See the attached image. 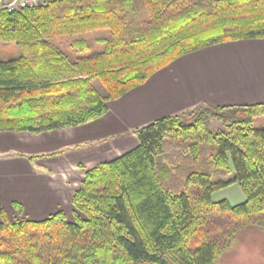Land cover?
I'll return each instance as SVG.
<instances>
[{
    "label": "trees",
    "instance_id": "trees-1",
    "mask_svg": "<svg viewBox=\"0 0 264 264\" xmlns=\"http://www.w3.org/2000/svg\"><path fill=\"white\" fill-rule=\"evenodd\" d=\"M247 40H264V0H50L2 11L0 41L19 55L0 59V132L93 122L176 60ZM262 116L264 103H202L137 128L136 148L85 172L74 223L63 212L11 220L0 203V264H216L242 229L264 231V128L253 126ZM234 183L243 203L213 201Z\"/></svg>",
    "mask_w": 264,
    "mask_h": 264
},
{
    "label": "crops",
    "instance_id": "crops-1",
    "mask_svg": "<svg viewBox=\"0 0 264 264\" xmlns=\"http://www.w3.org/2000/svg\"><path fill=\"white\" fill-rule=\"evenodd\" d=\"M242 45L246 47L244 54L227 52V57H219L209 75L211 79H207L206 66L199 69L192 64L224 48ZM262 56L264 40L216 45L186 55L160 70L142 86L111 102L108 112L93 122L41 134L0 132V203L8 217L18 219L12 210L19 215L27 212L24 218L20 217L32 221L47 213L74 216L72 197L85 172L136 148L139 140L135 130L161 117L202 103H264ZM249 60L254 68H250ZM225 69L235 72L222 77ZM254 70L260 73L252 77L249 73ZM15 203L20 204L21 211Z\"/></svg>",
    "mask_w": 264,
    "mask_h": 264
},
{
    "label": "rangeland",
    "instance_id": "rangeland-1",
    "mask_svg": "<svg viewBox=\"0 0 264 264\" xmlns=\"http://www.w3.org/2000/svg\"><path fill=\"white\" fill-rule=\"evenodd\" d=\"M223 47V46H222ZM215 49H222V48H215ZM228 53H240L241 55L246 52V47L242 45V47L239 48H224V51H220L218 53H215L214 55H211L210 57L204 58L202 61H195L192 63L195 67H204L207 69L208 78L211 79L212 77L209 76L213 68L219 63V57L225 56L227 57ZM19 55L18 49L14 47L13 45H5V43L0 41V59L1 60H8L10 58H14ZM231 55V54H228ZM262 59L264 60V56H262ZM259 62V61H258ZM228 64V62H227ZM248 64L250 68H254L251 61H248ZM225 68V66H222ZM235 72V70L232 71L225 69L224 72L221 73L222 77H229L230 73ZM260 73V72H259ZM257 71H252L249 73L250 76L254 77L256 74H259ZM101 95H105L106 91L104 87L100 83L95 84ZM212 125L215 126V123H212ZM253 126L256 128H264V116L258 117L254 120ZM213 201L218 202L222 200L229 201L232 205H237L240 203H243L246 200V195L242 188L237 184L234 183L224 189L218 190L214 192L212 196ZM14 213H16V216L19 220L22 218L20 216L25 217L27 212H24L22 215H19V212L17 210H12ZM54 212V211H53ZM69 213L68 211H66ZM51 213H47L44 217L39 219H34L35 221H41L45 220L50 216ZM54 214V213H53ZM13 216V215H12ZM83 216V215H82ZM84 217V216H83ZM69 218V220H68ZM67 220L69 222H76L75 215L69 213V217ZM216 264H264V231L257 227H247L240 231V233L237 236L236 244L235 246L226 252L222 257H220Z\"/></svg>",
    "mask_w": 264,
    "mask_h": 264
},
{
    "label": "built area",
    "instance_id": "built-area-1",
    "mask_svg": "<svg viewBox=\"0 0 264 264\" xmlns=\"http://www.w3.org/2000/svg\"><path fill=\"white\" fill-rule=\"evenodd\" d=\"M50 0H0V12L13 13L26 8H34L48 3Z\"/></svg>",
    "mask_w": 264,
    "mask_h": 264
}]
</instances>
